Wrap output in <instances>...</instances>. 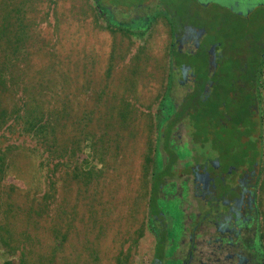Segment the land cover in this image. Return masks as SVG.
Returning <instances> with one entry per match:
<instances>
[{"label": "rangeland", "instance_id": "1", "mask_svg": "<svg viewBox=\"0 0 264 264\" xmlns=\"http://www.w3.org/2000/svg\"><path fill=\"white\" fill-rule=\"evenodd\" d=\"M97 1L108 15L100 11L96 0H0V31L8 13L12 19L27 20L18 42L0 39V63L41 67L51 65V53H61L58 65L65 71L61 80L66 99L75 100V106L79 101L87 112L93 103L97 124L92 164H88L87 147L78 164L66 159L58 170L57 161L39 170L44 158L35 159V141L19 136V127L0 131V152L7 155L17 178L6 175L0 180V264L151 261L156 234L148 222L149 199L157 113L170 69L167 18L174 9L173 0H161L162 4L157 0ZM206 2L210 6L205 10L216 16V0ZM198 9L194 4L193 10ZM159 11L163 14L142 35L118 24ZM68 17L72 24L66 23ZM30 51L41 52L28 61L24 57ZM5 57L8 61H3ZM187 92L188 84L175 81L169 101L176 109ZM165 101L169 105L168 97ZM121 113L127 114L125 121ZM166 113L180 122L173 127L171 144L174 158L178 157L173 178L180 186L196 150L191 116L188 111V119H182L171 107ZM207 145L211 148L210 142ZM161 152L163 165L168 160L166 152ZM19 166L24 172L16 174ZM75 166L82 172L77 181L70 177ZM168 189L161 196L168 195ZM157 206L179 216L172 202L160 199Z\"/></svg>", "mask_w": 264, "mask_h": 264}, {"label": "flooded vegetation", "instance_id": "2", "mask_svg": "<svg viewBox=\"0 0 264 264\" xmlns=\"http://www.w3.org/2000/svg\"><path fill=\"white\" fill-rule=\"evenodd\" d=\"M172 4L168 83L188 84L183 102L205 107L207 140L156 199L179 216L148 211L149 264H264V0H216L214 17L206 0Z\"/></svg>", "mask_w": 264, "mask_h": 264}, {"label": "trees", "instance_id": "3", "mask_svg": "<svg viewBox=\"0 0 264 264\" xmlns=\"http://www.w3.org/2000/svg\"><path fill=\"white\" fill-rule=\"evenodd\" d=\"M96 2L100 11L104 15H108L106 9L97 0ZM162 14L163 12L159 11L153 16L131 18L128 22L118 24L125 27L128 32L142 35L144 30L149 28L153 21ZM56 21L57 28L60 23L58 19ZM65 21L68 24L74 22L71 17H68ZM111 21L113 20L111 19ZM26 22L27 20L19 17L12 19L11 13H8L2 24L3 28L0 31V39L6 38L9 43L12 41L18 42L21 37L19 33L27 26ZM13 31L14 35H12ZM5 52L8 53V50ZM39 52L41 51H30L24 58L30 61ZM43 54L45 56L46 52L44 51ZM6 57L3 61H8ZM49 58L51 65L41 67L29 66L23 68L21 66L8 65L7 62L0 63V131L3 129L7 131L11 130L14 126L19 127V136L34 140L36 144L35 159L43 157L46 161H41L39 168L41 171L44 166H49V162L51 161H57L55 167L57 170L66 159H71L78 164V159L82 157L81 155L85 151L83 148L87 147L90 150V160L88 159L90 163L88 164L91 165L93 159L96 158L95 144L97 143L94 129L97 124L96 120H94L95 110L92 109L93 103L89 107L90 111L87 112L88 110H81L82 105L79 101L78 106H75V100L66 99L64 95V82L61 80V76L63 78L65 71L63 72L61 66L58 65L62 59V54L51 53ZM14 59L20 60L21 58L15 56ZM171 82L170 79V83H168L167 79L166 91L160 101L157 113V139L154 147L155 154L149 199L151 215L161 211L157 207L156 199L161 192L162 185H165L166 178L174 177L173 166L176 164L178 158H174L175 155L171 142L173 141V127L180 122L175 120L173 114L167 115V108L171 107L173 111L179 112L182 119H188V111H190L189 115L191 118L189 123L195 128L193 140L202 143L207 140V133L204 129L207 123L204 112L205 107L193 106V104L185 101L176 109L169 99V102L167 101L169 105H167L165 98L168 97L169 92L172 90ZM120 116L124 121L128 118L127 114L125 116L121 113ZM124 116L125 118H123ZM83 121L86 122L85 125L82 124ZM165 126H167V129H165ZM70 129H72L71 134L69 133ZM88 142L90 144L87 146L86 143ZM148 150L152 151V143H149ZM162 150L166 152L168 160L163 165L161 158L164 155L161 152ZM19 168L16 174L24 172L23 167L19 166ZM12 170V167L10 170V162L7 161V155L0 152V180L6 175L11 176L12 180L14 178L17 179ZM91 171L93 172L92 168ZM81 174L80 167L75 166L74 172L70 174V177L72 180L77 181Z\"/></svg>", "mask_w": 264, "mask_h": 264}]
</instances>
